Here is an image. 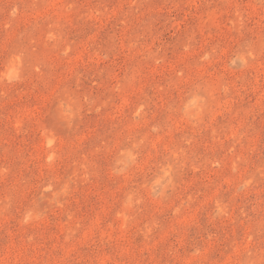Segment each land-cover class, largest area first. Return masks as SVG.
Here are the masks:
<instances>
[{
  "label": "rangeland",
  "instance_id": "1",
  "mask_svg": "<svg viewBox=\"0 0 264 264\" xmlns=\"http://www.w3.org/2000/svg\"><path fill=\"white\" fill-rule=\"evenodd\" d=\"M0 264H264V0H0Z\"/></svg>",
  "mask_w": 264,
  "mask_h": 264
}]
</instances>
